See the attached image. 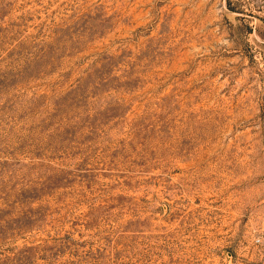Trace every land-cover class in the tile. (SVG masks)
Returning a JSON list of instances; mask_svg holds the SVG:
<instances>
[{
  "label": "rangeland",
  "instance_id": "374dc122",
  "mask_svg": "<svg viewBox=\"0 0 264 264\" xmlns=\"http://www.w3.org/2000/svg\"><path fill=\"white\" fill-rule=\"evenodd\" d=\"M0 264H264V0H0Z\"/></svg>",
  "mask_w": 264,
  "mask_h": 264
}]
</instances>
